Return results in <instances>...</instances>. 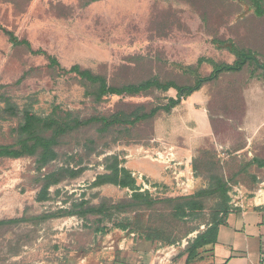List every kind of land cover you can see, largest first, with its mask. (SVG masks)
<instances>
[{
  "label": "rangeland",
  "instance_id": "rangeland-1",
  "mask_svg": "<svg viewBox=\"0 0 264 264\" xmlns=\"http://www.w3.org/2000/svg\"><path fill=\"white\" fill-rule=\"evenodd\" d=\"M4 29L31 47L11 41ZM232 47L264 64V16L249 0H0V144L15 141L13 130L27 107L43 117L71 112L85 119L131 113L138 106L149 109L178 94L173 88L154 89L96 102L81 79L67 71L73 65L114 85L153 77L186 85L213 73V64H199L200 58L218 65L241 61ZM49 56L58 59V67L50 66ZM7 99L17 115L6 109ZM170 133L213 134L197 141L195 155L186 162L167 146ZM56 151L57 159L42 169L37 156L0 158V220L24 219L0 227V264H170L186 254L188 243L205 231L219 207L210 198L196 218L182 219L172 215L165 199L207 187L211 170L224 175L239 205L264 212V167L251 163L264 162V69L247 58L241 69L222 71L170 113L161 112L131 131L84 127L60 137ZM111 155L124 166L129 156L168 172L170 181L157 183L130 169L137 183L145 181L151 196L162 201L152 208H112L130 200L132 191L114 184L91 186L106 172ZM62 166L85 169L51 187V199L38 201L43 176ZM240 190L244 201L237 198ZM82 199L92 205L106 200L111 219L37 218ZM208 247L198 250V264L210 262Z\"/></svg>",
  "mask_w": 264,
  "mask_h": 264
},
{
  "label": "trees",
  "instance_id": "trees-1",
  "mask_svg": "<svg viewBox=\"0 0 264 264\" xmlns=\"http://www.w3.org/2000/svg\"><path fill=\"white\" fill-rule=\"evenodd\" d=\"M254 6L255 12L259 16H264V0H249ZM11 41H16L13 31L4 29ZM16 44H25L28 48L31 44L28 40L16 41ZM233 52L239 54L242 58L235 65L225 63L217 64L215 61L206 58H200L199 64L208 62L213 64L214 71L209 76H197L193 84L181 85L174 80H162L158 77L148 78L139 83H125L122 85L111 84L104 75L96 74L89 69H82L79 65L71 66L67 71L75 73L81 81L88 87L86 92L93 97L94 101L101 102L107 95L118 96H135L146 93L151 90H159L167 92L170 89H176L178 94L176 97L167 98V102L155 105L152 108L138 106L131 113L116 112L110 115H92L88 118L81 119L74 116L71 112H67L64 116H47L39 115L32 108H24L23 115L19 125L13 130L15 141L11 144H0V158H20L23 156H37V162L40 169L48 165L51 161L57 159L58 152L56 147L59 144L60 137L71 132L80 130L84 127L96 126L100 132H109L113 128H122L125 131H131L139 124L147 122L155 118L159 113H170L172 110L182 103V100L198 91L206 82L217 79L224 70H239L243 66V62L248 57H242V53L230 48ZM249 55V54H248ZM50 66H59L57 58L49 56ZM189 70V71H188ZM187 71L194 74V69ZM92 88V89H90ZM11 115H17L14 106L7 99V108ZM108 164L106 172L97 175L96 179L91 183L93 187H99L105 184H114L120 188H129L132 191L130 200L124 203L113 205L112 208L123 211L126 208L146 207L152 208L162 200L154 199L149 189L142 190V185L137 183V178L132 171L122 165L123 160L118 155L106 157ZM257 163L258 167H264L261 160H253L251 163ZM208 167V165L206 166ZM85 168H72L70 166H62L55 171L45 174L42 178V187L38 193V201H47L51 199V187L60 184L66 178L78 177ZM194 169L197 171L198 166L195 164ZM231 186L219 171L211 170L209 175V184L194 194L179 196L176 198H167L166 202L172 204V215L177 218H196L204 210V202L210 198L218 200L219 210L215 214L212 221L208 224L205 231L199 233L195 239L188 243L186 248L187 263L191 264L196 261L198 250L205 246H210L218 241L220 226L226 224L227 217L230 213L235 212L236 207L231 203L230 194ZM57 193L60 191L57 190ZM104 200L97 205L89 204L88 200L82 199L79 203H75L72 208H59L54 212H46L37 216L38 219L45 221L50 218H58L63 216H79L86 217L88 215H101L102 217L110 216V210ZM222 214V215H221ZM24 219L13 218L0 220V227L19 224ZM126 228V225H122ZM150 240V237H148ZM171 244L174 241H170ZM207 251L210 249L208 247ZM203 259V257H201ZM215 264V263H209Z\"/></svg>",
  "mask_w": 264,
  "mask_h": 264
},
{
  "label": "crops",
  "instance_id": "crops-1",
  "mask_svg": "<svg viewBox=\"0 0 264 264\" xmlns=\"http://www.w3.org/2000/svg\"><path fill=\"white\" fill-rule=\"evenodd\" d=\"M205 119H203L204 125ZM171 136L167 140V144L171 149H175L179 158L189 162L197 150V141L207 138L213 133H170ZM126 167L132 171L144 173L151 176L159 182L170 181L168 172L163 171V168L158 165H146L143 161L134 157H126ZM130 158V159H129ZM180 176L183 174V167ZM189 170V166L186 170ZM174 178V177H173ZM178 178V179H179ZM183 180V179H180ZM190 180V179H189ZM236 192V191H235ZM237 198L242 197L244 201V191H239ZM235 212H232L227 217L226 224L220 226L218 241L209 246L210 251L207 253L211 260L209 263L215 264H264V212L258 209L245 207L241 204ZM196 260L191 264H198ZM187 254L181 255L178 260L170 264H186ZM208 263V264H209ZM128 264H139V262H131ZM150 264V263H140Z\"/></svg>",
  "mask_w": 264,
  "mask_h": 264
},
{
  "label": "water",
  "instance_id": "water-1",
  "mask_svg": "<svg viewBox=\"0 0 264 264\" xmlns=\"http://www.w3.org/2000/svg\"><path fill=\"white\" fill-rule=\"evenodd\" d=\"M242 57H243V58H244V57H248V58L252 59V60L256 63L257 66H259V67H261V68L264 69V64L261 63V62L257 59V57L252 56V55H248L247 53H243V54H242Z\"/></svg>",
  "mask_w": 264,
  "mask_h": 264
},
{
  "label": "built area",
  "instance_id": "built-area-1",
  "mask_svg": "<svg viewBox=\"0 0 264 264\" xmlns=\"http://www.w3.org/2000/svg\"><path fill=\"white\" fill-rule=\"evenodd\" d=\"M142 183H143V185H142ZM142 183H140L141 185H142V189H144V188H146V189H149V187H148V185H147V183L144 181V182H142ZM231 203L234 205V206H241V205H239V203L237 202V199H235L234 197L232 198V201H231Z\"/></svg>",
  "mask_w": 264,
  "mask_h": 264
}]
</instances>
